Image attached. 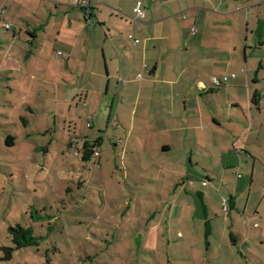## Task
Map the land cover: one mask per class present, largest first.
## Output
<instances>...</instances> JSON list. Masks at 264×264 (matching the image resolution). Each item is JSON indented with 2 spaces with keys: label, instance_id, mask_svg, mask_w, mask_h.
Segmentation results:
<instances>
[{
  "label": "crops",
  "instance_id": "obj_1",
  "mask_svg": "<svg viewBox=\"0 0 264 264\" xmlns=\"http://www.w3.org/2000/svg\"><path fill=\"white\" fill-rule=\"evenodd\" d=\"M142 1L0 0V127L19 126L12 116L24 110L18 114L24 128L6 139L14 138L12 147L17 138L28 144L35 113L71 82L61 91L63 102L88 109L89 120L103 125L99 129L121 133L110 143L114 173L142 176V235L159 241L177 226L184 229L177 248L193 257L218 264L235 253L264 264V61H248V44L244 61L236 59L234 44L228 52L223 21L213 20L212 28L204 21L198 36L195 20L187 29L172 26L180 15L171 16L168 6L194 13L206 9L196 1L206 6L211 0H151L161 3L147 11ZM138 3L145 17L134 22ZM235 3V11L212 7L213 13L247 25L256 18L257 27L264 0ZM233 19L230 28L242 34ZM210 34L217 39L213 49L206 42ZM194 42L201 47L197 57ZM228 53L236 57L227 61ZM215 77H227V83L216 87ZM88 142L98 143L100 156L90 160L100 168L101 135L82 140L80 148L72 143L75 157L87 162ZM121 202L128 209L140 205L125 195ZM148 210L155 212L143 213Z\"/></svg>",
  "mask_w": 264,
  "mask_h": 264
},
{
  "label": "rangeland",
  "instance_id": "obj_2",
  "mask_svg": "<svg viewBox=\"0 0 264 264\" xmlns=\"http://www.w3.org/2000/svg\"><path fill=\"white\" fill-rule=\"evenodd\" d=\"M159 3L161 1H142L145 11L148 10L147 7L151 9ZM194 4L206 9L191 13L186 8L180 11L176 8L177 5L168 6L171 16L180 15L172 26L178 28V24H185L187 29L190 20H195V33L198 36L202 26H205L204 21L210 28L213 20L223 21L221 25L228 27V33L224 36L228 52L234 44L239 47L235 53L238 56L236 59L244 61L242 48L243 44H248V61H264V17L259 18L257 28L256 18H248L247 25L246 21H238L233 17L218 19L213 13L212 7L217 11L218 8L220 11L225 10L223 13H228L227 10L235 11V0H211L212 5L206 6L197 1ZM107 8L123 14L117 6L107 5ZM184 15L188 17L185 22L182 20ZM232 19L239 23L238 28L241 29L238 30L242 34L238 35L237 31L230 28ZM211 35L206 37V42L213 49L217 39ZM258 42L262 45L258 46ZM193 47L197 57L200 43L194 42ZM210 52L213 53L214 50ZM234 56L228 53L227 61ZM68 86H61L59 97L53 100L51 95L49 98L53 102L47 108L44 107V111L35 113L29 126V130L35 134L28 144L17 138L15 147L9 148L5 145L8 135L16 136L24 128L21 124L22 115H18L24 114V110L23 113L16 110L14 113L17 114L12 116L11 122H17L19 126L10 125L7 129L0 127V264L217 263L216 259L205 260L202 255L193 257L186 247L180 246L184 248L181 250L180 247L177 248L182 242V236H178V233L184 232V229L177 226L169 231V236L165 233L164 239L159 241L142 235V176L127 178L119 170L115 173L113 171L110 143L118 140L121 133L119 135L112 127L108 130L99 129L103 125L89 120L94 117L88 109L87 112L78 111L74 103H64L61 91ZM48 96L45 94L44 98ZM9 111L6 108V112ZM97 115L103 116L101 113ZM136 122L138 123V119ZM87 124L94 126L89 128ZM45 131L47 133H43ZM100 135L104 137L100 168L97 167L95 159L84 162L81 157H75L77 148L72 147V143L80 148L82 140H92ZM138 138V131H135L133 141ZM44 148L49 151L45 153ZM132 149L131 146L130 151ZM116 164L119 165L120 162ZM117 189L122 193L118 194ZM123 195L139 198V207L136 205L128 209L121 202ZM224 206H227L225 201L223 208ZM145 212L149 214L155 211H143ZM37 213L43 218L50 216L51 220L35 223L31 217L32 214L37 217ZM17 225L34 226L39 246L15 250L9 256L6 249L14 248L9 229ZM233 255L220 257L218 264H255L250 257L243 259L235 253Z\"/></svg>",
  "mask_w": 264,
  "mask_h": 264
},
{
  "label": "trees",
  "instance_id": "obj_3",
  "mask_svg": "<svg viewBox=\"0 0 264 264\" xmlns=\"http://www.w3.org/2000/svg\"><path fill=\"white\" fill-rule=\"evenodd\" d=\"M132 37V36H131ZM5 144L8 147H12L14 145V138L13 137H8L5 140ZM98 143H87L85 146V153H84V160L89 161L91 156L93 155L94 150L97 148L96 145ZM32 220L33 222L40 223L41 221L44 220H51L50 216H46V218H43L40 214L37 217L32 214ZM11 238H12V243L14 244V248H8L6 251L9 252V256L12 255V253L15 250L23 249V248H28V247H38L39 246V238L35 235L34 233V226H22V225H17L16 227H11L9 229Z\"/></svg>",
  "mask_w": 264,
  "mask_h": 264
},
{
  "label": "built area",
  "instance_id": "obj_4",
  "mask_svg": "<svg viewBox=\"0 0 264 264\" xmlns=\"http://www.w3.org/2000/svg\"><path fill=\"white\" fill-rule=\"evenodd\" d=\"M80 5H81L82 7H84V8H87V7H88L86 1H83L82 3H80ZM3 13H4V11H3V9H2V10L0 11V15H2ZM135 13H136V16H135V18L133 19L134 22L137 21L138 19H142V18L145 17V12H144V10L142 9V5H141V3H138V4H137V6H136V8H135ZM5 28H6V29H9V25H5ZM130 38H132V37H130ZM227 80H228L227 77H223V78L215 77V78L212 79V83H213L214 86L219 87V86H221V85H223V84H226V83H227ZM100 152H101V150H100L99 148H96V149L94 150V152H93V155H94L95 157H99V156H100ZM224 211H225V212L228 211L227 206H224Z\"/></svg>",
  "mask_w": 264,
  "mask_h": 264
}]
</instances>
